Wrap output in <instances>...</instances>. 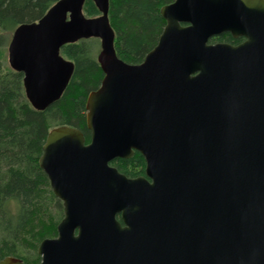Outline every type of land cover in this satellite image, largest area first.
Segmentation results:
<instances>
[{
	"label": "water",
	"instance_id": "1",
	"mask_svg": "<svg viewBox=\"0 0 264 264\" xmlns=\"http://www.w3.org/2000/svg\"><path fill=\"white\" fill-rule=\"evenodd\" d=\"M91 1L99 17L83 15L84 0H60L18 26L7 48L27 101L44 111L73 72L61 47L100 39L103 78L85 103L90 141L59 126L42 146L38 164L63 216L37 247L39 264H264V0L162 6L165 26L136 65L115 54L108 0ZM224 33L246 42L208 44ZM257 78L259 96L229 93ZM134 152L145 177L110 165Z\"/></svg>",
	"mask_w": 264,
	"mask_h": 264
},
{
	"label": "trees",
	"instance_id": "2",
	"mask_svg": "<svg viewBox=\"0 0 264 264\" xmlns=\"http://www.w3.org/2000/svg\"><path fill=\"white\" fill-rule=\"evenodd\" d=\"M58 1L0 0V261L13 257L23 264H39L38 245L57 235L62 204L38 164L48 132L70 126L82 132L85 143L90 141L85 103L103 74L89 40L61 47L60 56L73 64V72L60 98L44 111L31 107L23 74L7 62L12 32L20 25L37 23ZM173 1L108 0L107 24L120 60L131 65L143 61L165 26L160 8ZM82 13L86 18L101 15L91 0H84ZM228 39L226 34L220 38ZM110 165L131 178L144 171V159L137 152L130 159H114Z\"/></svg>",
	"mask_w": 264,
	"mask_h": 264
},
{
	"label": "flooded vegetation",
	"instance_id": "3",
	"mask_svg": "<svg viewBox=\"0 0 264 264\" xmlns=\"http://www.w3.org/2000/svg\"><path fill=\"white\" fill-rule=\"evenodd\" d=\"M226 35H229L230 36V39H228L227 41H222L220 40V38L222 37L223 34L219 35V36H215V37H212L209 39L208 41V44L210 45H214V44H217V43H224V44H227V45H230V46H233V47H237V46H240L242 44H244L246 42V38L244 37H237V38H233L229 33H224ZM247 56H249V54L245 53L244 54V58H247ZM252 75L251 72H243V78L245 77H250ZM247 80L246 82L250 83L252 82L251 84L253 85H249L246 86L245 88L239 90V89H233L231 87H229V93L232 95V96H239L240 98H242V95L243 97H250V96H259L260 93H259V85H260V79L257 78L255 80H249V79H245ZM243 90V92H242ZM135 153V152H134ZM144 169H145V162H144ZM139 177H145L144 176V171H143V174L137 176V177H128V178H131V179H135V178H139ZM117 220L120 221V217L117 216Z\"/></svg>",
	"mask_w": 264,
	"mask_h": 264
},
{
	"label": "rangeland",
	"instance_id": "4",
	"mask_svg": "<svg viewBox=\"0 0 264 264\" xmlns=\"http://www.w3.org/2000/svg\"><path fill=\"white\" fill-rule=\"evenodd\" d=\"M85 40H89V42L91 44V47H90L91 54L96 59V56L100 51V39L96 38V37H91V38L85 39Z\"/></svg>",
	"mask_w": 264,
	"mask_h": 264
}]
</instances>
